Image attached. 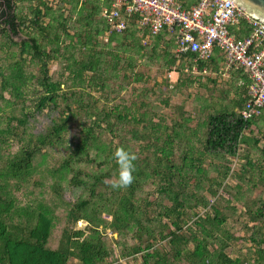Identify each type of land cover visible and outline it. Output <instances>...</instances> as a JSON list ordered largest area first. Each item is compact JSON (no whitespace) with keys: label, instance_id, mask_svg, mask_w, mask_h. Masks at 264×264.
<instances>
[{"label":"trees","instance_id":"trees-1","mask_svg":"<svg viewBox=\"0 0 264 264\" xmlns=\"http://www.w3.org/2000/svg\"><path fill=\"white\" fill-rule=\"evenodd\" d=\"M0 1L7 10L0 22V264H115L137 256L142 264H264V200L248 206L250 219L260 221L248 238L226 231L222 203L210 204L241 152L244 186L234 195L250 198L264 186V110L241 116L250 85L242 69L230 71L218 89L212 76L226 73L220 49L206 60L177 55L174 32L152 35L135 19L117 33L102 17L110 0ZM138 63L178 75L176 92L192 83L185 71L207 76V83L196 78L197 91L206 94L200 116L181 104L170 125L156 123L170 99L151 104L143 85L131 105L121 102L124 82L142 84ZM95 130L111 137L107 147ZM121 146L137 155L135 181L124 188L113 187L119 168L113 154ZM52 155H64L59 168L70 174L69 188L88 192L62 214L57 247L49 207L31 213L23 202L29 185L35 192L39 156ZM68 221L85 225L70 231ZM234 240L251 245L244 258L228 255Z\"/></svg>","mask_w":264,"mask_h":264},{"label":"built area","instance_id":"built-area-1","mask_svg":"<svg viewBox=\"0 0 264 264\" xmlns=\"http://www.w3.org/2000/svg\"><path fill=\"white\" fill-rule=\"evenodd\" d=\"M102 17L117 33L135 19L152 35L163 30L176 34V53L206 60L214 48L224 57L223 76L242 69L250 80L248 99L240 111L246 119L264 110V22L254 19L231 0H110ZM244 22L241 29L239 25ZM238 31L233 34L234 29ZM249 34L238 38L244 30ZM239 34V35H238ZM196 72V69H194Z\"/></svg>","mask_w":264,"mask_h":264},{"label":"rangeland","instance_id":"rangeland-1","mask_svg":"<svg viewBox=\"0 0 264 264\" xmlns=\"http://www.w3.org/2000/svg\"><path fill=\"white\" fill-rule=\"evenodd\" d=\"M1 14L2 12L0 8V21L3 20ZM22 39H24L23 36L17 38L16 41H20ZM135 70L142 73V84H136L131 82L130 85L127 86V82H124L123 86L125 87V89L121 90V94L119 96L121 102H126L127 105H131L132 101L136 97L139 98L138 91L143 85L144 89H151V92L149 94V97L152 100L150 102L151 104L155 103V101L159 102V100L163 98L170 99L169 106L166 107L162 112H160L158 118L154 120L156 123H161L164 126L170 125L171 114L176 111V108L179 107L181 104L184 105V110L187 113L193 115V117L196 118L200 116L199 107L204 106L206 94L201 95L200 93L202 92L197 91V89H199L200 87H198L199 84L196 82V78L201 77L202 83H207V76H200L198 74H192L188 71H185L183 73V78L185 77L187 79V77H189L192 83H189V89L187 91L186 87H181L176 92L177 88L174 89V83L178 78V75H174L172 72L169 73V71L159 69L156 66L148 68L147 66H144L143 64L139 63ZM212 77V79H216L215 81H217V88L228 80V78H224L223 76L213 75ZM209 85L212 86V83H210ZM110 86L112 85L110 84ZM187 94H191V96L187 97ZM94 95L98 98L100 94L95 93ZM100 99L102 98L100 97ZM0 118H2L1 112ZM86 122L89 123L91 126L93 125L92 120L87 119ZM102 127L104 129V124H102ZM74 135H76V132H74ZM95 136L97 138V141L102 143L101 146L107 147L112 141L111 137L106 132H103L101 134V131L95 130ZM241 153L239 154V156L230 160L231 169L235 173L229 176V179H227L225 184L219 189L218 196L215 199L210 198V204L216 205L219 202L222 203L223 206L221 207V210L223 212L221 213V215L226 218L225 224L223 225V228L226 231L230 232L234 236L236 235L237 238H248L251 235V229H253L256 224V227L260 225L258 224L260 221L256 220L255 222H253V220L250 219L251 214L248 206L249 204L251 205L253 200H257L258 197H261L264 200V186L259 185L257 187L258 189L256 192H251L250 198L247 196L246 193L243 192V195L240 198L234 195V188H236L237 186H244V182L238 177V175L242 172V164H244V160H242V158H244V155H242ZM60 157H64V155H52V159L48 158L46 160L42 159L39 156V160L37 161L38 166L35 172H33L32 179V183H36L34 186L35 192L33 191V188H31L29 185L27 194L23 193V202L24 204L28 205L31 213L32 211H34V209L38 207H49V209L51 210L55 224L54 233L51 238L53 247H57L60 239L63 240L64 238L63 235L60 236V230L63 227L64 219V216H62V214H66L70 210L71 203L79 200H85L88 196L87 190L69 188L68 182L70 174L68 173L67 175L66 172L62 171L59 168L60 162L63 160V158ZM53 170H56L57 172L50 174L49 171ZM233 172L230 173L232 174ZM245 179L248 180L254 178L250 174H248L246 175ZM39 182L40 184L38 185L37 183ZM226 187L229 188L226 190ZM56 189L59 190L60 196H57L54 193ZM146 189L148 191H151L153 188L148 185ZM258 193L260 194L258 195ZM207 197L209 196L207 195ZM252 197L255 199H253ZM198 210L200 211V209ZM208 211L210 212L209 209ZM32 215L34 217V214ZM79 225L81 226V228H83L85 223L80 222ZM80 226H78V223L77 225H74L69 223V221L65 224V228H69L70 231H74V229ZM85 231L87 232V228H85ZM105 242L109 248L113 245L112 238L109 234L105 235ZM161 245L163 247H167L165 243ZM250 247L251 245L245 242V240H234L232 245L227 248V253L232 258H237L238 256L244 258L247 253V249H249ZM70 264H78V262L76 263L74 260H70ZM115 264L142 263L140 261V257L137 256L134 258H129L128 260L124 259L120 263ZM179 264L185 263L180 262Z\"/></svg>","mask_w":264,"mask_h":264},{"label":"clouds","instance_id":"clouds-1","mask_svg":"<svg viewBox=\"0 0 264 264\" xmlns=\"http://www.w3.org/2000/svg\"><path fill=\"white\" fill-rule=\"evenodd\" d=\"M113 155L119 166L118 176L113 183V187L124 188L130 186L136 178L137 155L123 146L117 148Z\"/></svg>","mask_w":264,"mask_h":264},{"label":"water","instance_id":"water-1","mask_svg":"<svg viewBox=\"0 0 264 264\" xmlns=\"http://www.w3.org/2000/svg\"><path fill=\"white\" fill-rule=\"evenodd\" d=\"M246 12H248L254 19L264 22V0H231ZM1 16L7 14L4 1H0ZM1 19V17H0Z\"/></svg>","mask_w":264,"mask_h":264},{"label":"flooded vegetation","instance_id":"flooded-vegetation-1","mask_svg":"<svg viewBox=\"0 0 264 264\" xmlns=\"http://www.w3.org/2000/svg\"><path fill=\"white\" fill-rule=\"evenodd\" d=\"M6 12H7V10H6ZM6 17H7V14L4 15V16H2V19L4 20ZM0 22H1V21H0Z\"/></svg>","mask_w":264,"mask_h":264}]
</instances>
